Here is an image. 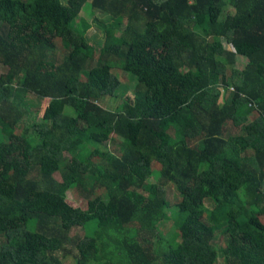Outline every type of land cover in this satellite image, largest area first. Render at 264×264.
<instances>
[{"label": "trees", "instance_id": "trees-1", "mask_svg": "<svg viewBox=\"0 0 264 264\" xmlns=\"http://www.w3.org/2000/svg\"><path fill=\"white\" fill-rule=\"evenodd\" d=\"M229 1L0 0V264H264V0Z\"/></svg>", "mask_w": 264, "mask_h": 264}, {"label": "rangeland", "instance_id": "rangeland-1", "mask_svg": "<svg viewBox=\"0 0 264 264\" xmlns=\"http://www.w3.org/2000/svg\"><path fill=\"white\" fill-rule=\"evenodd\" d=\"M63 2H66V0H62ZM227 3H229L226 7H231V3L229 0H227ZM111 17L106 16L104 14H102L101 12L97 11L96 9L92 8L91 2H87L86 6L83 8L81 14H80V19L85 21L86 24H88V27L85 31V37L87 39V41L93 45L94 48H101L104 41H105V26L109 23H117L114 20L110 19ZM80 22V21H79ZM82 26V23H81ZM227 49L232 50V47L230 45H227ZM245 60L243 59H239L238 64H237V68L242 69V66L244 65ZM3 71V70H2ZM117 73L118 71L115 70ZM119 74V73H118ZM120 75H122L120 73ZM122 79V87H121V92L120 95L117 97H108L105 98L103 101L105 103H108L107 109L109 110H115L120 104H121V100H123V95L126 93V97L124 98H128V97H133V89L135 88V81L133 78H131L129 75L125 76V77H121ZM129 91V92H128ZM104 103V104H105ZM116 146H118L117 143L115 142H110L107 145V148L110 150H114L116 148ZM156 171V170H155ZM155 173L159 174V170H157ZM60 178V177H58ZM152 181H156L155 177L152 179ZM167 196L168 199L171 201V206L176 205V203L180 200L179 195L177 194L176 188L174 187V185H170L168 187L167 190ZM68 201L76 206L79 207H86V199L84 198L83 194H80L79 196H77L76 193H69L68 196ZM264 220V218H263ZM170 222V221H169ZM166 223L164 226L165 231H169L172 229L173 224L171 225V223ZM264 222V221H263ZM173 223V221H172ZM31 229H33V226L31 227ZM71 234L73 236H82L84 235V231L81 228H75ZM176 235H172L171 238L174 239ZM67 264H74L72 259L67 260Z\"/></svg>", "mask_w": 264, "mask_h": 264}]
</instances>
